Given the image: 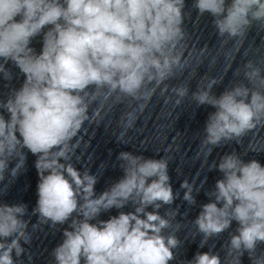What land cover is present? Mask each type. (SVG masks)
Wrapping results in <instances>:
<instances>
[{
    "label": "clouds",
    "instance_id": "9594fccd",
    "mask_svg": "<svg viewBox=\"0 0 264 264\" xmlns=\"http://www.w3.org/2000/svg\"><path fill=\"white\" fill-rule=\"evenodd\" d=\"M185 6V0H0V81L11 85L13 68L24 77L20 87L10 86L0 97V184L10 185L25 169V149L37 157L33 230L70 221L52 251L54 264H169L176 259L173 250L181 241L165 230L178 213L159 212L179 196L170 183L168 158L121 151L123 176L99 195L98 176L72 161L81 159L77 150L81 133L88 132L85 125L99 127L121 104L127 110L116 140L127 144V130L147 102L158 90L168 93L167 81L189 66ZM192 8L198 17H213L221 38L242 41L253 26L264 29V0H194ZM37 37L39 52L32 46ZM243 77L247 83H235L219 96L213 88L221 81L214 77L191 93L197 106L215 109L204 128L206 156L222 143L239 144L264 128L262 70L249 60ZM189 91L187 85L171 87L176 106ZM210 170L222 176L205 192L209 202L192 221L202 237L200 247L233 222L237 227L223 245V260L209 250L197 252L187 264H241L245 254L250 264H264V166L232 152L213 161ZM181 189L183 201L193 206L194 192L204 188L185 179ZM129 204L133 211L98 219ZM26 214L25 204L0 203V264H15L13 254L20 258L26 252L21 241L31 243Z\"/></svg>",
    "mask_w": 264,
    "mask_h": 264
}]
</instances>
